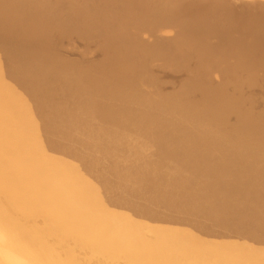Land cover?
Returning a JSON list of instances; mask_svg holds the SVG:
<instances>
[{
	"label": "bare ground",
	"instance_id": "1",
	"mask_svg": "<svg viewBox=\"0 0 264 264\" xmlns=\"http://www.w3.org/2000/svg\"><path fill=\"white\" fill-rule=\"evenodd\" d=\"M174 22V37L132 48L133 28ZM212 37L220 49L206 46ZM120 46L115 69L108 54ZM197 47L205 48L191 58L197 71L175 90L123 91L153 75L136 59L144 50L187 72ZM261 57L262 2L237 10L227 0H0V264H264V194L224 178L235 170L262 180L264 147L249 162H233L244 149L223 154L237 140L247 148L263 140L261 118L230 123L255 110L252 99L228 109L230 89L264 86ZM166 96L174 102L163 104ZM199 99L207 106L196 115Z\"/></svg>",
	"mask_w": 264,
	"mask_h": 264
},
{
	"label": "rangeland",
	"instance_id": "2",
	"mask_svg": "<svg viewBox=\"0 0 264 264\" xmlns=\"http://www.w3.org/2000/svg\"><path fill=\"white\" fill-rule=\"evenodd\" d=\"M181 1H184V0H181ZM227 1H229L233 6H234V8H236L237 10L238 9H240L241 7H242V5L243 4H245V3H249V2H253V1H257V2H262V3H264V0H227ZM259 8V6L258 5H255V6H252V11H254V10H256V9H258ZM178 23V22H177ZM177 23L176 22H174V24L172 23L170 26H166V27H164V29H161V27H151V26H149V27H147V28H139V30L141 29V31H139L138 30V28L136 27L135 29L133 28L132 29V31H131V38H133V37H135V38H137L134 42H133V46L132 45H129V43L127 42V44L126 45H124L123 46V48H122V46H120V47H118V48H116V49H114V50H112L113 51V53H112V51L108 54V59L110 60V61H113L115 64L114 65H116V68H115V66L113 65V68H115V69H118L119 68V65L118 64H116L117 62V56L116 55H118V52H120V49L122 48V49H125V48H128L129 46L131 47L132 46V48L134 49H136L139 45V48H137L136 50H142L141 48H144L146 45H147V42H148V44L150 45L151 43H157L160 39H162V38H171V37H174L175 35H176V31H177ZM172 26H174V27H176V28H174V27H172ZM170 29H172L171 31H168V30H170ZM163 28V27H162ZM155 29V30H154ZM159 29H160V31H159ZM142 30L144 31V33H141L142 32ZM147 30H148V32H147ZM166 30V31H165ZM136 31H138V33H135ZM154 31H159V34H158V32L156 33V32H154ZM162 31H165L164 33L162 32ZM173 31H174V33H173ZM162 34H161V33ZM168 32H172V34H170V33H168ZM135 33V34H134ZM140 33H141V35H140ZM151 33H154V34H151ZM155 33H156V35H155ZM167 33V34H166ZM133 34H134V36H133ZM139 34V35H138ZM144 34H146L145 36H143ZM138 35V36H137ZM149 35H151L152 36V38H153V36H154V38L156 37V39H152V42H150V40L148 39L149 37ZM163 35V36H162ZM143 36V37H142ZM150 36V37H151ZM145 37H147V38H145ZM161 37V38H160ZM215 38V39H214ZM197 39H199V38H197ZM141 40V41H140ZM146 40V41H145ZM196 41V38H195V40L191 43V44H195L194 42ZM139 45H138V44ZM141 43H142V45H141ZM129 45V46H128ZM143 45H145V46H143ZM221 45H222V40H221V38H219V37H212L210 40H209V43L206 45L208 48H210L211 50H217V49H220L221 48ZM219 46V47H218ZM213 47V48H212ZM198 48V49H197ZM195 50H193L192 51V53H191V56L189 57V64L191 65L190 67H189V69L190 68H194V69H191V70H188L187 72L186 71H183V70H181V69H179L178 67H182V66H184V62L183 61H185L184 59H177L178 60V62L179 63H176L177 61H175V63H176V66H177V70H175V71H171L169 68H166V67H163V65L161 64V62L159 61H157L158 59L156 58V59H151V57H149V55H145V54H148V50H144V53L143 52H141L140 54H139V56H138V58H136L137 60L139 59L140 61H142L143 59V61H145V65H146V67L145 68H147V71H149V72H151V73H153V75H150V77H149V75H147L146 76V78H147V80H146V78H143V79H139L140 78V75L139 74H136V73H133V74H130L131 76H129V77H131V79H136L137 77V79H139V82L138 83H136L135 85H127L125 88H123L124 90V92H128L127 94H129V93H131L132 91H134V90H136L138 87L140 88L141 87V89L142 90H144V89H149V88H151V86L153 87V88H156V87H158V88H160L161 90H164V91H172V90H175L178 86H180L182 83H184V81H186L187 79H189V77L193 74V73H191V72H193V71H197V69H196V66H195V64H193V62H194V58L196 57V56H198V55H200L204 50L203 49H205L204 47H201V49H200V47H197ZM203 48V49H202ZM121 49V50H122ZM146 51V52H145ZM116 53V55H113V54H115ZM110 54H112V55H110ZM142 54H143V57H142ZM113 56V57H112ZM116 56V57H115ZM144 56H145V58H144ZM194 57V58H193ZM112 58V59H111ZM147 58V59H146ZM191 58H193V62H192V59ZM149 59V60H148ZM264 57H261V58H259V59H257V61H256V65H258V66H261L262 64H264ZM151 62V63H150ZM188 62V61H187ZM259 62V63H258ZM262 62V63H261ZM149 64H151V66L149 65ZM159 64V65H158ZM260 64V65H259ZM179 65V66H178ZM150 66V67H149ZM161 70H160V69ZM167 70H166V69ZM115 69H112L111 68V70H112V72H111V74L112 75H115L116 74V71L117 70H115ZM165 69V70H164ZM114 70V71H113ZM193 70V71H192ZM155 73H154V72ZM170 71V72H169ZM157 72V73H156ZM160 72V73H159ZM187 73H188V75H187ZM191 73V74H190ZM184 74V75H183ZM135 75V76H134ZM171 75V76H170ZM180 75V76H179ZM187 75V76H186ZM210 75H212V76H210ZM216 75V76H215ZM57 76V74H55V76L54 77H56ZM215 76V77H214ZM38 77H40V76H38ZM204 77H206V76H204ZM208 77L211 79L212 78V80L213 81H215V82H218L219 81V79H218V77H217V73L216 72H211L210 74H208ZM217 77V78H216ZM160 78V79H159ZM176 78V79H175ZM184 78V79H183ZM256 78H258V77H256ZM28 80V79H27ZM143 81L142 82V84H139V83H141L140 81ZM183 81V82H182ZM245 81V80H244ZM243 81V82H244ZM27 83V85H25L24 87H25V89H27L28 87H30L29 85H31V83L29 82V81H24V83ZM29 82V83H28ZM147 82V83H146ZM243 82H242V84H243ZM150 83V84H149ZM165 83V84H164ZM241 83V82H240ZM239 83V84H240ZM245 84V83H244ZM247 84V83H246ZM144 87H143V86ZM150 85V86H149ZM158 85V86H157ZM241 85V84H240ZM128 86H130V89L128 88ZM155 86V87H154ZM165 86V87H164ZM172 86V87H171ZM243 85H241L240 87H242ZM246 86V85H245ZM244 86V87H245ZM262 86V87H261ZM261 86H257L256 88H257V90L256 89H252V93L251 92H249L248 93V91H249V89H247V87L248 86H246L245 88L248 90V91H246L245 90V92L246 93H244L243 92V90H240V91H237V93H235L237 96H233V93H234V89H230L231 91L230 92H232V97H231V99H230V102H232V103H230L229 102V106H228V109L229 110H231L232 111V109L235 111V107H236V110L238 111V108H237V106L238 105H243V103H244V105H248L249 103H250V99H252V101H253V103L252 104H254L253 106H255L254 108H255V110L254 109H252V110H254V111H249L250 113H247V114H245V115H243V116H241V115H239V116H237L236 114H235V116H237V117H232L234 120H230V118H231V116H228L229 118V120L231 121L230 123H233V124H237V125H239L240 123L242 124L243 122L244 123H246L247 121H246V119H251V118H261L262 119V121L264 122V113H261V112H264V100H261L259 97H261L262 95V99L264 98V86L263 85H261ZM143 87V88H142ZM149 87V88H148ZM127 88V89H126ZM134 88V89H133ZM137 89V90H141V89ZM172 88V89H171ZM244 88V89H245ZM132 89V91H127V90H131ZM165 89H167V90H165ZM259 89V90H258ZM136 90V91H137ZM203 90V89H202ZM253 90H254V92L255 93H258V94H255V93H253ZM205 91V90H204ZM202 92V91H201ZM236 92V91H235ZM239 92H240V95L243 93V94H247L248 93V95H250L248 98V101H245L246 100V98L245 97H247V95L246 96H244L243 94V96L241 95V96H239ZM260 92H261V94H260ZM263 92V93H262ZM54 93V92H53ZM198 93H200V90L198 91ZM252 95H251V94ZM31 94V93H30ZM124 94V93H123ZM234 94V95H235ZM155 96H157V95H155ZM199 96V95H198ZM238 96H239V98L240 99H238ZM252 96H257V98L255 99V97H253V98H251ZM200 97V96H199ZM236 97H237V99H236ZM244 97V98H243ZM232 98H233V100H232ZM242 98H243V100H242ZM120 99V98H119ZM174 97L173 96H166L165 98H162V103L163 104H168V103H173L174 102ZM239 100H241V101H239ZM255 100V101H254ZM256 100H258V102L260 101V103H261V101H262V103L260 104V105H257V104H259V103H257L256 102ZM154 101L155 100H153V103H154ZM166 101H167V103H166ZM197 101H199V102H197ZM197 101H194V102H192L191 103V107H190V111H192L191 110V108L193 109V111L194 112H196V115H198V114H200V113H202L203 112V109L207 106V104L205 103L206 101L205 100H202V99H199V100H197ZM150 102V101H149ZM148 102V103H149ZM165 102V103H164ZM213 102V101H212ZM238 102V103H237ZM247 102V103H246ZM249 102V103H248ZM255 102V103H254ZM151 103V102H150ZM146 104L145 106L148 108V110H147V108L146 107H144V109H146V110H144V111H147V112H152L153 111V109H152V104ZM208 103V102H207ZM246 103V104H245ZM194 104V105H193ZM206 104V105H205ZM234 104V105H233ZM149 106V107H148ZM151 106V107H150ZM248 106H250V107H252V105H251V103H250V105H248ZM201 107V108H200ZM258 107H260L261 108V110H260V108H258ZM257 108V109H256ZM260 111H259V110ZM114 110H117L116 108H114ZM151 110V111H150ZM183 110H186L185 112L183 111ZM256 110H258V112H255ZM234 111H232V112H234ZM237 111H235L236 113H237ZM173 112H175V113H173V118H172V116H171V119H167L168 120V122L169 121H172L173 119L174 120H176V121H181L185 116H186V113H187V109H186V107L185 108H179V109H177V110H175V111H173ZM234 112V113H235ZM257 113V114H256ZM259 113H261L260 114V116H258L259 115ZM231 114V113H230ZM229 114V115H230ZM254 114V115H253ZM185 115V116H184ZM232 116L234 115V114H231ZM257 115V116H256ZM181 116V117H180ZM224 116V115H223ZM222 116V117H223ZM226 116V117H227ZM252 116V117H251ZM246 117V118H245ZM248 117V118H247ZM263 117V118H262ZM224 118H225V116H224ZM223 118V119H224ZM181 119V120H180ZM241 119V120H240ZM244 119H245V121H244ZM226 120V119H225ZM239 122H238V121ZM233 121V122H232ZM240 121H242V122H240ZM167 121L165 122V124H168L169 125V123H168ZM236 122V123H235ZM189 123H190V125H193L194 123H195V120L194 119H192V120H190L189 121ZM260 123H261V120H260ZM243 125V124H242ZM261 126V125H260ZM259 126V124L257 125H253L251 128H250V130L246 127L245 129V134H247V135H253L256 131H257V129L260 127ZM256 129V130H255ZM254 130V131H253ZM249 131V132H248ZM253 131V132H252ZM250 133H252V134H250ZM242 139H240V140H237V142H233L232 144H233V146H232V149L231 148H228L227 150H225V151H223V154L224 153H226L225 155H227L228 154V156H230V154L231 155H234V154H236L237 153V150H238V152H239V150L240 151H244L245 150V152L244 153H242L241 155H240V157H239V155H236L237 156V158H236V156H234L235 158V160L236 161H234V159H233V162L234 163H243V162H249L250 161V159H251V157H252V154L254 155L255 153L254 152H257V151H259L262 147H264V137H263V140H262V138L261 139H259L258 141H256L255 143H257L256 145H255V143L252 145V147H250V148H247L248 146H247V143L246 142H244V140H242ZM235 143V144H234ZM241 143V144H240ZM239 145V146H238ZM237 146V147H236ZM236 147V148H235ZM261 147V148H260ZM233 148H235V150H236V152H235V150L233 149ZM247 148V149H246ZM256 148V149H255ZM230 149H231V151H230ZM244 149V150H243ZM233 150H234V152H233ZM228 152V153H227ZM230 152V153H229ZM250 152V153H249ZM249 153V154H248ZM150 155L151 154H153V155H151V157H150V155H149V160L150 161H154V159L156 160V162H157V157H159V155L158 154H156L155 155V153H149ZM246 154V155H245ZM251 154V155H250ZM152 156H154V157H152ZM239 157V158H238ZM246 159H245V158ZM131 157H129L128 156V160L130 159ZM153 158V159H152ZM249 161H248V160ZM240 161V162H239ZM243 161V162H242ZM130 162V161H129ZM127 164H129L127 161H124V165H127ZM161 165L160 164H156L155 165V169H159V168H161L160 167ZM253 170V171H252ZM251 170V172H256V170L255 169H252ZM250 172V171H249ZM195 174H201V171L200 170H195V172H194ZM103 174V175H102ZM105 174V175H104ZM236 174V175H235ZM239 174V175H238ZM99 175V177H95V180L96 181H100V178H104L105 176H106V173L105 172H102L101 173V175H100V173L98 174ZM97 175V176H98ZM128 175V176H127ZM232 175V176H231ZM234 175V176H233ZM241 175V173H239V171H235V170H233V171H231V173H228L226 176H227V178H226V176L224 177L225 178V185H229V184H231V183H233V182H235L236 181V179H240V181L245 185L246 184V186H244V187H253L254 185H256V184H258L259 185V187H256V191L254 190L250 195L252 196V195H254V194H256V192H260V193H257L258 195H261V193L262 194H264V177L262 178V180H260L259 181V179H257L256 177H254V174H252L251 176L249 175H245L244 177H242V176H240ZM127 176V177H126ZM131 176V177H130ZM129 177V178H128ZM229 177H231L232 178V180H231V178H230V180H229ZM125 178L128 180V181H130V180H132L133 181V172H128V173H126V175H125ZM255 178H256V180H255ZM207 180V181H206ZM206 180H203V182H209V181H211L212 180V178L210 177V178H207ZM246 180V181H245ZM245 181V182H244ZM255 181H257V182H259V183H257V182H255ZM255 182V183H254ZM251 184V185H250ZM262 184V185H261ZM248 185V186H247ZM257 186V185H256ZM255 187V186H254ZM242 188H240L239 190H236V193L234 194V196L235 197H238V196H241L242 194H244V188L241 190ZM260 189H261V191H260ZM256 194V195H257ZM249 195V196H250ZM219 196V197H218ZM261 196H264V195H261ZM220 198H221V195H215L214 197H212V203L210 204V206L212 205V204H214V203H217V202H219V200H220ZM213 199H214V201H213ZM216 200V201H215ZM230 204L228 203L227 204V206H229ZM209 206V207H210ZM208 208V207H207Z\"/></svg>",
	"mask_w": 264,
	"mask_h": 264
}]
</instances>
